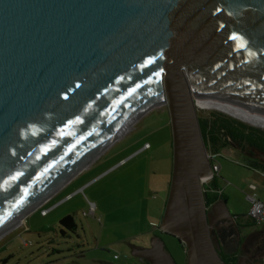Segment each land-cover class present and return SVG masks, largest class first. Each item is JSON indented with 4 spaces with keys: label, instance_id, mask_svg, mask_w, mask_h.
I'll use <instances>...</instances> for the list:
<instances>
[{
    "label": "water",
    "instance_id": "1",
    "mask_svg": "<svg viewBox=\"0 0 264 264\" xmlns=\"http://www.w3.org/2000/svg\"><path fill=\"white\" fill-rule=\"evenodd\" d=\"M198 94L264 112V0H0V232L161 95L173 167L159 230L183 244L186 264H255L216 248L214 230L241 234L226 200L206 207ZM132 255L177 264L160 236Z\"/></svg>",
    "mask_w": 264,
    "mask_h": 264
},
{
    "label": "rangeland",
    "instance_id": "2",
    "mask_svg": "<svg viewBox=\"0 0 264 264\" xmlns=\"http://www.w3.org/2000/svg\"><path fill=\"white\" fill-rule=\"evenodd\" d=\"M197 107L200 116H205L208 111L227 114L208 103L205 107L199 105ZM227 115L230 116V114ZM111 146L112 148H110ZM111 146L82 172L96 164L101 165L99 168L120 164L122 162H119L120 159H123L125 166L116 174L106 173L85 191L84 189L80 190L78 195L83 198V203L79 198H75L72 202L70 201L71 203L69 202L70 204L63 205L62 200L57 199L45 207L44 210L48 212L46 215H42L41 207L45 202L26 218L24 217L20 223L2 233L0 235V264H79L78 261H83L81 259L82 251H86L88 256L92 252H103L108 259L115 260L112 263L116 264H140L132 256L129 245L146 247L149 245L152 235L149 233L144 240L138 239L137 241H127L126 236L136 232L138 228L147 227L152 220L160 223L161 219L147 217L144 212L135 214L134 209L119 210L127 207L126 201L117 200L115 204L108 202L110 194L114 192L109 182L113 175H115L114 179H123V183L117 187L121 186V190L125 191L127 197L132 189L136 188L135 185L143 180L142 176L146 174L155 188L154 193L150 194L152 204L155 206L161 200L163 201V196L165 199L167 198L173 167V138L167 104L163 103L146 111L126 128ZM217 161L222 168L218 177L222 178L220 180L223 184L225 181L231 185L227 192L230 195L227 206L231 214L238 216L246 226L251 225L240 228L241 236L245 237L261 226H253L254 222L248 216L246 217L249 212L247 196L251 195L250 185L256 184L260 188L262 186L261 178L251 167L247 166L248 159L233 150L218 157ZM125 175H132V180H124L127 178ZM76 204L83 207L78 215H75L74 219L78 224V230L73 232L62 227L59 224V219L67 215L70 205ZM91 204H94L93 212L99 205V208L102 206L101 209H104L105 212L108 211L109 214L120 211L122 214L117 213L112 218H107L97 211L94 216L95 213L90 212ZM136 216L139 221L137 225H126ZM93 233L99 239V247H97L98 244ZM158 234L164 239L166 250L175 262L186 264L185 247L177 239L161 231ZM111 242H115V244L103 247ZM241 254L245 255L243 252Z\"/></svg>",
    "mask_w": 264,
    "mask_h": 264
},
{
    "label": "crops",
    "instance_id": "3",
    "mask_svg": "<svg viewBox=\"0 0 264 264\" xmlns=\"http://www.w3.org/2000/svg\"><path fill=\"white\" fill-rule=\"evenodd\" d=\"M116 144V143H115ZM112 148V146L110 147ZM109 148V149H110ZM108 149V150H109ZM107 150V151H108ZM122 161V162H121ZM119 162H121L120 164H113L110 165L108 167H101L99 168L101 165L100 164H96V165H92L91 167L87 168L84 172L79 173V175L77 177H75L72 181H70L66 186H64L61 190H59L53 197H51L48 201H46L45 204L42 205L41 207V211H42V215H46L48 211L44 210L45 207H47L51 202H53L54 200H62L61 203L64 204H70L72 202L73 199L75 198H79L81 200V202L83 203V198L78 195V192L80 190L84 191L86 190V188H89L91 186L92 183H94V181L98 180L99 178H101L102 176H104L106 173L109 174V172H111V174H116L120 169H122L125 165H123V163H125L123 161V159H120ZM111 167V168H110ZM251 167L256 174L261 178V184L262 186L259 188L256 184H251L250 185V194L247 196V200L249 202V208L251 206V201H250V197H255L261 201H264V170L260 169V168H254V166H249ZM109 169V170H108ZM106 170H108L107 172H105ZM221 166H220V172L219 174H221ZM147 173V172H146ZM126 174V173H125ZM115 175H113L112 179H110L111 181L110 186L113 189V193L110 194L109 196V201L110 203L115 204V202L118 200L120 202H123L124 200L126 201V205L127 207L124 209H119V210H125V211H129L134 209L136 212L135 214L138 213H142L144 212L147 217L151 216L155 219H162L163 213H164V209H165V205H166V201L168 198V193H169V188L167 191V198L165 199V197L163 196V201L161 200L157 205H153L151 202V198H150V194L154 193L155 188L153 187V183L151 182V179H149L148 175L144 174L143 180L138 183L137 185H135V189H132V192H130L127 197H126V193L124 190H121L122 187H117L119 184L123 183V179L120 180V178H116L114 179ZM126 176V175H125ZM132 176V175H131ZM131 176H126L127 178L124 180H132ZM222 179L221 177H218L216 179V185L219 189L222 190L224 197L226 198V202L228 203L229 199H230V195L228 192V188L231 187V185L225 181L224 184L221 182ZM254 188H253V187ZM76 195V196H75ZM71 201V202H70ZM70 202V203H69ZM122 204V203H121ZM91 206L94 209V204H91ZM82 205L80 204H76V205H70V207L68 208L67 211V215L66 216H73V218H75V215L77 216L78 213L80 212V210L82 209ZM115 207V206H114ZM102 206L97 205L95 207V211L93 212L94 216L96 215V212L99 211L100 214L102 216H105L107 218H112L114 215H116L117 213L119 215H121L122 213L120 212H116L113 214H109L108 211H104V209ZM101 209V210H99ZM45 211V212H44ZM44 212V213H43ZM64 216V217H66ZM235 220L238 221L237 224L241 225V227H247L245 223H243L242 221H240V219L238 218V216L233 215ZM248 216V214H246V217ZM64 217L60 218L59 221H61ZM237 217V219H236ZM132 221L127 222L126 225L131 224V225H137L138 221V216L134 217L133 219H131ZM134 221V222H133ZM74 222L76 224V230H78V224L76 222V220L74 219ZM60 224V222H59ZM152 224H160L156 221H150L149 225L146 227H142V228H138V230L130 235L126 236V240L127 241H134V240H138V239H145L146 235L150 233L151 238L153 236H160L158 233L159 231H153L151 229V225ZM61 225V224H60ZM83 228V226H81ZM262 227V225L258 228L260 229ZM29 232V231H27ZM93 232V231H92ZM93 237L96 239L97 244L99 243V239H97V236H95V233H93ZM162 238V237H161ZM115 244V242H111L107 245H104L103 247H110L113 246ZM131 248V251H133V249H141L143 247H139L133 244L129 245ZM149 245H147L146 247H148ZM97 247H99V244L97 245ZM145 247V246H144ZM82 256L81 259H83V261H78L79 264H94V263H101V264H116V263H112V261L115 260H110L108 259L103 252L97 251V252H92V254L90 256H88V254L86 253V251H82ZM224 255L226 256H241L240 251H234V252H228V251H224ZM133 256V255H132ZM116 257V256H115ZM137 261H138V257L134 256ZM264 262V258L262 260ZM138 263H140L138 261ZM140 264H147V263H140Z\"/></svg>",
    "mask_w": 264,
    "mask_h": 264
},
{
    "label": "trees",
    "instance_id": "4",
    "mask_svg": "<svg viewBox=\"0 0 264 264\" xmlns=\"http://www.w3.org/2000/svg\"><path fill=\"white\" fill-rule=\"evenodd\" d=\"M198 116L208 153L218 154L219 157H222L225 150H233L248 159L247 166L253 165L254 168L264 169V129L244 123L218 111H208L205 116ZM217 178H214L208 187L210 190L204 193L208 208L219 200H226L222 190L216 185ZM60 224L70 231H75L77 228L71 215L64 217ZM252 225L257 226L259 224L254 222ZM261 225L260 229H256L243 239L242 252L249 254L252 251V261H262L264 258V224ZM219 254L227 263L236 262L240 257L237 255L228 257L220 252Z\"/></svg>",
    "mask_w": 264,
    "mask_h": 264
},
{
    "label": "bare ground",
    "instance_id": "5",
    "mask_svg": "<svg viewBox=\"0 0 264 264\" xmlns=\"http://www.w3.org/2000/svg\"><path fill=\"white\" fill-rule=\"evenodd\" d=\"M196 105L200 107H205L208 103L210 106L222 110L231 116L242 120L246 123L260 126L264 128V112L257 110L251 106L243 104L233 99L215 96L210 94H198L195 97ZM166 103L164 96L158 95L155 98L151 99L146 105L140 108L135 114H133L129 119H127L122 126L114 133L108 141H106L102 146H100L84 163L81 165V168H86L90 165L95 159L99 158L101 153L107 150L113 143L116 138L123 133L126 128H128L134 121H136L142 114L150 110L153 107H156L160 104ZM99 156V157H98ZM83 171V170H82ZM81 171V172H82ZM53 197V196H52ZM49 199H47L48 201ZM45 203V202H44ZM24 219V216L19 217L16 221L9 224L3 231L0 232V235L5 231L11 229L15 225L21 222Z\"/></svg>",
    "mask_w": 264,
    "mask_h": 264
},
{
    "label": "built area",
    "instance_id": "6",
    "mask_svg": "<svg viewBox=\"0 0 264 264\" xmlns=\"http://www.w3.org/2000/svg\"><path fill=\"white\" fill-rule=\"evenodd\" d=\"M208 157L211 161L212 172L209 176H206L205 178L202 179L201 183H202V189L204 193L210 190L208 187L210 186L214 178L218 177L219 172H220V165H219V162L217 161V158L219 157V155L208 153ZM250 201H251V206L248 212L249 219H251L253 222H256L259 225L264 224V201H261L255 197H250ZM90 212L93 213V207L91 208ZM151 229L153 231H160L159 224H152ZM255 264H264V262L256 261Z\"/></svg>",
    "mask_w": 264,
    "mask_h": 264
},
{
    "label": "flooded vegetation",
    "instance_id": "7",
    "mask_svg": "<svg viewBox=\"0 0 264 264\" xmlns=\"http://www.w3.org/2000/svg\"><path fill=\"white\" fill-rule=\"evenodd\" d=\"M227 152H229V151L228 150L224 151V153H227ZM237 225L239 226V228H242L241 225H239V224H237ZM63 234L66 235L65 232H63ZM212 235H213L217 250L220 253H222L223 255H224V251H228V252H234V251L239 252L240 251V253L242 252V245H243V241H244L243 239L245 237L241 236V239H239L237 236V233H236V231L232 225H230L226 228L222 227L220 229H216L212 232Z\"/></svg>",
    "mask_w": 264,
    "mask_h": 264
},
{
    "label": "snow or ice",
    "instance_id": "8",
    "mask_svg": "<svg viewBox=\"0 0 264 264\" xmlns=\"http://www.w3.org/2000/svg\"><path fill=\"white\" fill-rule=\"evenodd\" d=\"M13 179L15 180V179H17V177H13Z\"/></svg>",
    "mask_w": 264,
    "mask_h": 264
}]
</instances>
